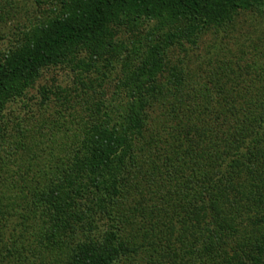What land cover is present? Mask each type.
Returning <instances> with one entry per match:
<instances>
[{
    "label": "trees",
    "instance_id": "1",
    "mask_svg": "<svg viewBox=\"0 0 264 264\" xmlns=\"http://www.w3.org/2000/svg\"><path fill=\"white\" fill-rule=\"evenodd\" d=\"M254 11L264 0H53L0 52V118L44 71L119 66L79 75L73 113L56 89L49 129L8 139L0 121V264H264V62L203 81L180 57ZM149 21L167 38L122 56L119 28Z\"/></svg>",
    "mask_w": 264,
    "mask_h": 264
},
{
    "label": "rangeland",
    "instance_id": "2",
    "mask_svg": "<svg viewBox=\"0 0 264 264\" xmlns=\"http://www.w3.org/2000/svg\"><path fill=\"white\" fill-rule=\"evenodd\" d=\"M42 2L43 4H37L35 0H0V52L14 46L19 41L20 33L35 25L38 22L37 19L52 8L53 0H42ZM158 29V23L155 21L121 27L115 34L114 42L122 44L124 47L125 51H123L122 56L126 55L127 52H132L135 48L142 49L145 53L146 49L167 38V28L161 31ZM181 29L174 27L171 35L177 34V30L180 31ZM82 56L80 55L79 58ZM180 57L186 59L184 62L185 69L192 75L202 76L203 81L211 80L212 75H207L208 72L213 73V70L218 67H225L237 58H243L242 60L249 64L252 61L264 62V13L255 11L241 13L231 25L217 30L211 29L202 35H198L192 49L187 51L185 56ZM103 66L98 65L96 70H89L87 74H83L82 70L78 71L76 68H72L73 66L44 71L41 79L32 89L28 90L26 98L11 104L10 108L0 118L1 122L7 124L5 127L6 138L14 139V129L18 128L19 130V126H38L43 123L49 129L50 121L54 122L58 119L57 112L63 111L61 100L56 101L53 94L56 89H61L72 96L71 101L75 103L70 105L71 109L68 112L75 110L77 103L80 104L82 101L81 97L77 98L72 93L79 89L77 79H79L80 74H82V79H88L85 80L86 82L96 81L92 82L95 84L103 81L104 77L100 76L103 70L112 73L109 76L105 72V76L111 80L119 76V66H114L113 69H103ZM99 76L100 81H98ZM43 89L50 90V105L41 109L42 113H40L38 109L41 107ZM108 90L110 92L111 89ZM39 114L43 115L41 119L38 118ZM52 133L55 134V131Z\"/></svg>",
    "mask_w": 264,
    "mask_h": 264
}]
</instances>
